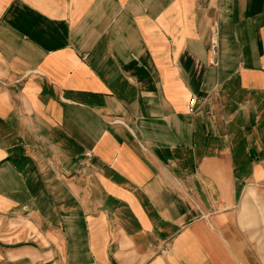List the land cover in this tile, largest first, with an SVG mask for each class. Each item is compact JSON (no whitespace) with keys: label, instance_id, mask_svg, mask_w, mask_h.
<instances>
[{"label":"crops","instance_id":"crops-1","mask_svg":"<svg viewBox=\"0 0 264 264\" xmlns=\"http://www.w3.org/2000/svg\"><path fill=\"white\" fill-rule=\"evenodd\" d=\"M0 223V260L264 264V0H0Z\"/></svg>","mask_w":264,"mask_h":264},{"label":"rangeland","instance_id":"rangeland-1","mask_svg":"<svg viewBox=\"0 0 264 264\" xmlns=\"http://www.w3.org/2000/svg\"><path fill=\"white\" fill-rule=\"evenodd\" d=\"M19 224H17V226H18ZM0 226H3V227H7V224H1L0 223ZM21 228L22 229H24V225H21ZM4 233H6V232H12V225L11 224H9V228L8 229H6V230H4L3 231ZM21 239V238H23V239H21V242H16V243H14V240H16V239ZM28 236H24V237H13L12 236V234H9V233H6L5 234V236H4V240H5V242H4V244H5V247L6 248H8V247H12V246H18V245H22V246H24V245H28L29 243H32V242H34L33 241V239L32 238H28ZM27 239V240H26ZM2 239H0V242H2L1 241ZM262 243H264V240H262ZM7 255L5 254V259H1L0 260V262H2V263H4V264H33L32 262H30V259H29V257H25V258H21V259H19V260H17V261H11V260H9L8 261V259H7V257H6ZM1 263V264H2ZM35 264V263H34Z\"/></svg>","mask_w":264,"mask_h":264},{"label":"built area","instance_id":"built-area-1","mask_svg":"<svg viewBox=\"0 0 264 264\" xmlns=\"http://www.w3.org/2000/svg\"><path fill=\"white\" fill-rule=\"evenodd\" d=\"M196 101H197L196 97L193 96L192 98H190V100H189V109H190V111L194 110V107L196 105Z\"/></svg>","mask_w":264,"mask_h":264}]
</instances>
